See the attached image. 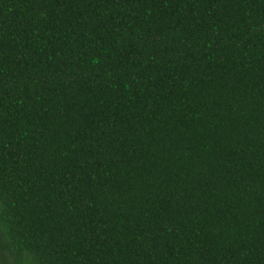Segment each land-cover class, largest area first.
Listing matches in <instances>:
<instances>
[{
	"label": "trees",
	"instance_id": "trees-1",
	"mask_svg": "<svg viewBox=\"0 0 264 264\" xmlns=\"http://www.w3.org/2000/svg\"><path fill=\"white\" fill-rule=\"evenodd\" d=\"M3 264H264V0H0Z\"/></svg>",
	"mask_w": 264,
	"mask_h": 264
},
{
	"label": "snow or ice",
	"instance_id": "snow-or-ice-1",
	"mask_svg": "<svg viewBox=\"0 0 264 264\" xmlns=\"http://www.w3.org/2000/svg\"><path fill=\"white\" fill-rule=\"evenodd\" d=\"M0 264H3V262H2V261H0Z\"/></svg>",
	"mask_w": 264,
	"mask_h": 264
}]
</instances>
